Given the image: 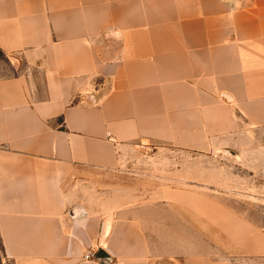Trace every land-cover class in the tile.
Returning <instances> with one entry per match:
<instances>
[{"label":"crops","instance_id":"0c3cea01","mask_svg":"<svg viewBox=\"0 0 264 264\" xmlns=\"http://www.w3.org/2000/svg\"><path fill=\"white\" fill-rule=\"evenodd\" d=\"M262 131L264 0H0V264H231L215 232L264 256L261 230L136 168Z\"/></svg>","mask_w":264,"mask_h":264},{"label":"rangeland","instance_id":"374dc122","mask_svg":"<svg viewBox=\"0 0 264 264\" xmlns=\"http://www.w3.org/2000/svg\"><path fill=\"white\" fill-rule=\"evenodd\" d=\"M251 140L233 143L239 154L236 158L221 154L219 149L182 152L187 150L150 146L148 156L138 159L136 168L143 174H152L160 167L165 170L166 190L190 189L199 198L221 205L220 209L243 218L264 233V131L257 132ZM214 236L231 264H264V256L246 257L233 243L216 232Z\"/></svg>","mask_w":264,"mask_h":264},{"label":"water","instance_id":"95a60500","mask_svg":"<svg viewBox=\"0 0 264 264\" xmlns=\"http://www.w3.org/2000/svg\"><path fill=\"white\" fill-rule=\"evenodd\" d=\"M95 258L101 263H107L109 261V255L103 248L97 250Z\"/></svg>","mask_w":264,"mask_h":264}]
</instances>
